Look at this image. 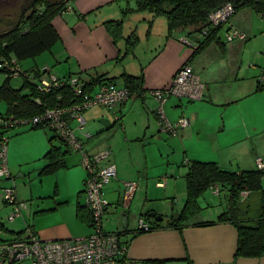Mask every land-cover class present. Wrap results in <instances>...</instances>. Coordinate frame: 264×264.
I'll return each instance as SVG.
<instances>
[{"label": "crops", "instance_id": "0c3cea01", "mask_svg": "<svg viewBox=\"0 0 264 264\" xmlns=\"http://www.w3.org/2000/svg\"><path fill=\"white\" fill-rule=\"evenodd\" d=\"M242 14L249 18L248 26L241 23V16L234 20L231 18L230 21L239 30L246 27L248 35L246 32L245 34L250 40L251 35L256 36L254 20L264 15L248 8ZM110 20H117L121 24L116 33L117 42L105 24ZM53 26L60 35L58 42L46 51L48 55L40 57L31 67L25 68L21 62L24 69L48 67L58 77L74 73H81L87 78L89 75H101L114 80L120 87L126 85V76H142L141 84L134 86L132 95L123 104L113 108L91 106L83 112V126L77 120L69 121L79 137L83 138L86 133L91 135L83 140L90 153L102 149L111 151V156L104 164L113 162L117 174L104 187L109 206L103 223L106 231H119L121 240L129 241L126 259L148 264H264V255L236 257L238 230L233 223H206L217 221L225 208L226 200L219 194V208L214 209L213 203L208 199L200 201L202 210L181 228L157 226L135 233L139 220H147V213L162 215L164 224L181 213L187 199L186 175L189 160L216 161L220 166L225 165L224 158L218 148L215 149V145L219 142L222 131L227 128V120L234 118L235 113L228 118V110L231 108L233 111L250 94L263 89L258 83L261 74V66L258 65L261 62L257 59L259 64L255 63L259 68L246 69L242 60L245 52L251 48L248 44L250 41L244 38L227 43L223 36L228 27H222L219 37L224 42L223 49L232 59L214 63L207 51L211 45L198 57L193 56L192 48L182 41L183 37H193L188 34V30L178 28L169 33L166 17L157 16L150 11L136 10V0H73L69 2L65 12L54 18ZM134 36L138 42L135 46H129V41ZM214 47L218 51L220 45L215 43ZM261 56H264V51ZM187 63L205 84V94L200 99L202 105L187 104L183 97L168 98L163 105L167 120L175 124L184 115L190 119V125L177 128L176 135L168 133L163 141L166 134L162 132L166 131L162 129L157 113L158 103L151 90L170 83L176 71ZM224 64L229 67H222ZM4 78L5 76L0 78V83ZM22 85L23 83L20 87L12 86L19 89ZM214 104L216 112H213ZM0 113L6 114L7 106L6 111ZM211 114H216L218 119V122H214L213 129L210 125ZM119 116L120 120H116ZM234 119L237 121L236 129L240 132L245 130V118L241 110L236 112ZM116 125L120 129L106 131ZM14 131L16 133L12 132L11 136L23 132L20 129ZM156 132L159 150H154L153 155H150L145 147L148 143H153L151 137ZM94 136L97 139L95 142ZM239 137L237 138L241 139ZM190 139L202 140V146L191 148L187 142H191ZM178 145L184 154H178ZM49 147L50 145L35 148L24 158H17L15 152L13 157L9 156L11 177L8 179H16L19 174L33 173V179L39 185L42 184V190L46 186V192H39L36 198H31V206L28 214H24V220L18 217V221H8L12 224L11 227L7 226L0 207V224L3 226L0 227V243L14 239L16 235L24 236L27 228H32L46 240L80 238L91 233V227L78 216V212L86 216L83 208L86 198L83 200L81 197L87 175L83 167H80L81 156L70 151L64 155V165L59 170L42 174V169L47 165L44 156ZM208 149L210 158L203 154ZM37 161L39 162L36 163ZM23 164H30L31 167ZM253 164L254 160L253 163L250 161V165ZM244 169L247 168L236 171ZM15 170H18L17 174ZM74 175L76 190L72 194L69 180ZM126 181L137 182V189L127 209L123 205ZM164 181V186H158V183ZM31 185L32 182L26 194L21 192L22 199L30 196L29 191L33 192ZM46 198L48 202L45 203L42 199ZM247 198L248 196L245 199ZM1 231H5L9 237L3 239ZM124 262L118 261L115 264H125Z\"/></svg>", "mask_w": 264, "mask_h": 264}, {"label": "trees", "instance_id": "16d2710c", "mask_svg": "<svg viewBox=\"0 0 264 264\" xmlns=\"http://www.w3.org/2000/svg\"><path fill=\"white\" fill-rule=\"evenodd\" d=\"M28 1L29 5L18 13L17 19L14 22H8V28L0 29V75L5 76L0 83V101L6 103V115L13 118H32L33 116L45 112L49 108L65 107L76 104L83 100L85 94L91 95L105 83L112 82L117 84L114 80L104 78L101 75L96 77L89 75V78H87L81 73H74L66 77L58 78L66 81L75 75L78 76L82 82V96L74 93V89L68 83V80L63 86L56 87L51 92L46 93L39 90L36 79L32 81L23 74L24 76H20V78L23 79L22 87L19 89L13 87L11 84V79L13 77L7 75L8 70L3 67L4 62L8 61L11 64L12 58H16V62L21 64V62L26 59L34 58L50 50L60 39V35L53 26V20L56 16L67 10L69 2L73 0ZM228 1L234 2L235 0H136V10L150 11L157 16H165L168 21L169 33L178 28L188 30V34L193 36L191 38L189 37V39L197 45L193 50V56H196L213 41H216L224 48V42L219 37V32L224 25L212 26L209 14ZM241 1L242 0L235 1L236 12L244 6H250L256 12L264 15V0H244L243 3H241ZM105 24L108 30L112 32L115 42H117L116 33H118L119 25H121L120 22L117 20H110ZM231 25L227 24V27L230 28ZM204 30H207V32L204 33ZM129 42H131L129 46H135L138 39L134 36L131 37V41ZM39 69L40 68L25 69L24 71H36L38 76H40L41 71ZM141 82L142 76L128 75L126 76V85L123 87L128 89L131 96L134 91V86L140 85ZM23 90H29V92L23 93ZM37 98L42 99V104L36 102ZM28 128H42L48 134L50 147L44 156L47 165L42 169L41 173L49 174L59 170L64 165V155L71 151L67 144L62 141L54 130L46 129L43 125ZM15 129L16 128L3 129V127H0V133L2 135H7L9 131ZM263 178L264 170L258 167H256V169H244L237 172L220 166L216 161L191 159L188 162V172L186 175L187 199L181 213L177 217L169 219L166 224H164V221H156L152 213H147L146 219L151 222H148L144 218L142 219L145 220V222L147 221L146 223L149 224V228L145 229L139 225V227L135 229V233L148 231L157 226L181 228L184 223L194 218L202 210L200 199L205 192L210 188L213 190V188L219 186V195L226 200L225 208L219 214L217 221L206 223L231 222L237 227L238 244L236 257L263 256ZM243 191L249 192L248 197H250L253 192H257L261 196L262 201L259 214L255 218L250 216V210L247 206L245 208L242 207V204L245 203L246 200L242 197ZM83 208L86 211V216H82L79 212L78 216L83 222L92 227V213L87 203H85V207ZM0 227L3 228L1 224ZM113 233L118 235L120 249L122 251L125 249V251L119 255L120 258L118 261H125L129 241L121 240V232L114 231ZM129 260L135 261V264H148L133 259ZM11 263L17 264L19 262Z\"/></svg>", "mask_w": 264, "mask_h": 264}, {"label": "built area", "instance_id": "2783aa9c", "mask_svg": "<svg viewBox=\"0 0 264 264\" xmlns=\"http://www.w3.org/2000/svg\"><path fill=\"white\" fill-rule=\"evenodd\" d=\"M235 12V3L228 1L209 14L210 23L212 26L231 25L230 20ZM205 32L207 30H204ZM225 38L227 40L244 39L246 34L231 25L226 31ZM182 41L192 50L197 46L187 37H183ZM3 67L8 70L7 75L13 78L25 74L32 81L36 79L38 88L42 92H51L56 87L63 86L68 80V83L74 89V93L79 96L83 95L82 82L76 75L65 81L59 79L50 68L44 67L39 69L41 74L38 76L36 71H24L25 69L21 64L16 62V58H12L11 64L5 61ZM258 83L264 89V66L261 68ZM204 90L205 85L200 77L194 73L189 63L182 65L176 71L170 83L151 90L158 103L157 113L160 117L162 129L167 133L176 135L177 128H185L190 125V119L184 115L175 124L167 120L163 105L168 98L175 96L188 97L189 100H200L204 97ZM129 97L130 93L127 88L109 82L101 85L91 95L85 94L83 100L76 104L49 108L32 118H13L0 113V127H3V129L43 125L46 129L54 130L72 152L80 153L81 163L88 173L85 179L84 192L87 196V206L92 213V231L89 235L80 238L46 240L41 238L32 228H27L24 236L21 234L16 235L14 239L0 243V264L4 262H21L23 260L27 261L28 264H114L118 261L119 255L125 249L123 251L120 249L118 235L106 231L103 223V216L109 206V201L104 194V187L116 177V165L113 162L104 164V161L111 156L109 149L90 153L83 140L91 135L86 133L83 138L79 137L75 129L70 126L69 121L71 119L77 120L79 125L83 126L85 122L83 112L91 106L103 105L113 108L123 104ZM36 102L42 104V99L37 98ZM116 120H120V116ZM8 141V136L0 133V180L11 177L8 163ZM256 162L257 167L264 170V158L259 157ZM124 184L123 205L127 209L137 189V182L126 181ZM164 185L165 181L158 183V186L162 187ZM212 191L218 195L219 186L213 188ZM248 195L249 192H242L243 198ZM4 196L5 202L9 204H13L17 200L14 187L5 188ZM24 205L26 206V204ZM20 214L21 209L15 207L8 220L14 221ZM139 225L145 229L149 228V224L143 219L139 220ZM124 263L135 264V261L126 259Z\"/></svg>", "mask_w": 264, "mask_h": 264}, {"label": "rangeland", "instance_id": "374dc122", "mask_svg": "<svg viewBox=\"0 0 264 264\" xmlns=\"http://www.w3.org/2000/svg\"><path fill=\"white\" fill-rule=\"evenodd\" d=\"M28 5H29L28 0H0V21H1L0 29L8 28L9 27L8 22H14L17 19L18 13ZM247 8L256 12L252 7L244 6V7L240 8L239 11H237L239 13H235L232 16V20L241 16L242 17L241 23L248 26L249 18L246 15L242 14V11L246 10ZM258 14H256V15L258 16ZM258 17L259 18H256L254 20L255 23L253 25L256 29V32H255L256 36H252L251 34H249V35H251L250 40L246 37L250 41L248 44L251 45V48H249L245 52L244 58L242 59L243 62H245V68L246 69H250V68L256 69V68H259L258 66H261V68L264 66V56H261L263 54V51H264V34H263L264 33V17H262V16H258ZM224 27H227V24L224 25ZM242 28L246 29V27H242ZM245 29H243L242 31L246 32L248 35V32ZM187 38H189V37L187 36ZM223 38L226 39L225 35L223 36ZM236 39H241V38H236ZM226 41L228 43V42L233 41V40H227L226 39ZM215 43L218 44L216 41L211 42L208 45V46H210V45L211 46L207 50L209 58L211 60H213L214 63L220 62V61L225 62V60L232 59V56L227 54L226 50H224L222 46L219 47L220 49L217 48V50L219 52L216 51L215 47H214ZM202 52H203V50L201 52H199L196 56L198 57L200 55V53H202ZM46 54H47V52L43 53L41 56L36 57L35 60H34V58L26 59V60L22 61V64L25 68L31 67L32 65L35 64L36 61H39L40 57H42ZM258 55H260V56H258ZM257 59L261 62L260 63L261 65L257 66V64H259V61H257ZM255 63H257L256 66H255ZM222 67H229V66L227 64H224V65H222ZM2 77L3 76L0 75V78H2ZM16 78H18V77H16ZM22 83H23V79L20 77L18 79H11V84L13 86L20 87ZM218 90H219V88L216 89V91H215L216 94H217ZM204 94H205V90H204ZM249 96H248V99L243 100L239 106L237 104L238 107L235 106L233 111L231 110V108L228 110V118L232 113H235L234 114V118H235L236 112L238 113L239 110H241V113H243L244 118H245V130L240 132V130L238 131L236 129L237 128L236 127L237 121L234 118H232V120H227V122H228L227 128L222 131V135H221L220 139L218 140L219 142L217 141L218 143H216V145H215V149L218 148L217 150H219V152L222 154V156L224 158L223 164H225V165H221V166L224 168L227 167V169L234 170V171L241 169V168H247V169L252 168V169H254L255 164L257 167V162L255 163V160L257 161L258 157L264 158V89H262L258 92H254V93L250 94ZM183 99L187 104H190V105H192V104L193 105L195 104V106L202 105V104H200V102H202V100H189L188 97H183ZM255 99H257V100H255ZM216 109H217L216 104H214L213 105V112H216L217 111ZM5 111H6V103L4 101H0V112H5ZM237 117H239V116L237 115ZM216 121L218 122L217 115L211 114L210 125H211L212 129L214 126V122H216ZM112 128L113 127H110V129H108L106 131L112 130L114 132V131H116V129H120V126L116 125V127H114L113 129ZM18 129H20V131H23V132H21L18 135H15V136H11L12 132L16 133V131H14V130L9 131L7 133L8 136H10V139L8 141V144H7L8 158H9V156L13 157L14 152H15L17 158H24L27 154L34 151L33 149H35V148L39 149L42 146L49 145L47 134H46V131L44 129L33 128L30 130H26L28 128L25 126H19L16 128V130H18ZM20 131H18V132H20ZM253 131H255V132H253ZM162 133L166 134L164 136V138L162 139L163 141H165V137H168L169 134L167 132L166 133L162 132ZM157 134L158 133L156 132V135L154 137H151L153 143L152 144L148 143L145 147L149 151L150 155H153L154 150H156V149L159 150L158 141H157L158 140ZM94 137L95 138H93V142H95L97 140L96 136H94ZM237 137H239L241 139H238ZM179 138H181L180 135H179ZM190 140H191V142L189 140L187 142L191 146V148H193V147L198 148V147L202 146V143H203L202 140H197V141L195 139H190ZM219 146H220V148H219ZM179 150H180V152L178 154H180V153L184 154L185 153V152H183V150L180 149V146H179ZM209 151L210 150L208 149L207 151H205L203 153V154H205L206 158H210L208 155ZM77 153L80 155L79 152H77ZM81 159H80V167H83L85 174L88 175L86 168L81 163ZM253 160H254V164L250 165V161H252V163H253ZM38 162L39 161H37L36 163H38ZM36 163H34V164H36ZM23 165H26L27 167H31L30 164H23ZM14 172L17 174L18 170H15ZM62 173H64V172H62ZM32 174L33 173L19 174L16 176L17 177L16 179L2 178L0 180L1 181L0 182V207L2 210L1 215L5 216V219L7 220V223H8V224L7 223L6 224L8 227L12 226V224L10 222H8L9 221L8 218H9L10 214L13 212V209L15 207L16 208L19 207L21 209V214L18 217H20L21 220H24V214H26V215L28 214L30 206H31V202H32L31 198H33V199L36 198V194H38L39 192H41V194H44L46 192V186L42 190V184L39 185L35 181V178L33 179ZM61 177H62V179H65V176L61 175ZM75 180H76L75 175L70 176L69 186H71V187H69V188L71 189L72 194H74V191L76 190ZM31 182H32L31 187L33 189V192L29 191L30 196L22 199V195L27 193L26 192L27 189L29 190V186H30ZM262 184L264 186V178L262 180ZM7 187H14L15 188L17 200L13 204H8L7 202H5L4 189ZM40 190H42V191H40ZM22 191H23V194L21 193ZM84 197L87 199L85 192L83 193V196L81 198L83 200H85ZM207 199L209 200L210 203H213L214 209H216V207L220 206V197L217 194L215 195L211 188L205 192V194L202 196L200 201H205ZM42 201L46 203V202H48V199L47 198L42 199ZM166 201L168 202L169 200H166ZM261 201L262 200H261L260 194H258L257 192H253L250 195V197H248L245 200V203L242 204V207L245 208L247 206L248 209L250 210V213H249L250 216L252 218H255L259 214ZM24 204H26V206ZM5 205H7V206H5ZM4 209H6L5 213L3 212ZM18 217L15 220L19 219ZM14 221H11V222H14ZM103 221H104V216H103ZM120 221H121V219H120ZM24 223H26V222L24 221ZM1 233H2L1 237L3 239H6L9 237V234H7L5 231H1ZM0 252H1V249H0ZM3 264H12V263L4 262ZM17 264H28V262L23 260Z\"/></svg>", "mask_w": 264, "mask_h": 264}, {"label": "water", "instance_id": "95a60500", "mask_svg": "<svg viewBox=\"0 0 264 264\" xmlns=\"http://www.w3.org/2000/svg\"><path fill=\"white\" fill-rule=\"evenodd\" d=\"M236 1V0H235ZM235 1H234V3H235ZM244 2V0H242L241 1V3H243ZM240 3V4H241ZM238 6V5H237ZM152 215L155 217V219H156V221H163L164 220V217L163 216H161V215H157L156 213H152Z\"/></svg>", "mask_w": 264, "mask_h": 264}]
</instances>
